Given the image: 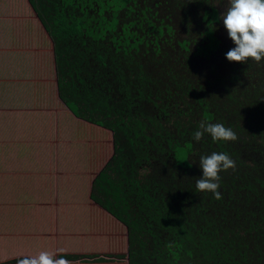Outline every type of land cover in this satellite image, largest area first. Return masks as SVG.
I'll use <instances>...</instances> for the list:
<instances>
[{
	"label": "trees",
	"instance_id": "16d2710c",
	"mask_svg": "<svg viewBox=\"0 0 264 264\" xmlns=\"http://www.w3.org/2000/svg\"><path fill=\"white\" fill-rule=\"evenodd\" d=\"M29 2L52 38L60 99L112 131L89 198L127 226L130 264H264V61L226 59L235 45L214 33L215 0ZM201 121L238 140H193ZM213 152L236 164L219 173L221 199L196 190Z\"/></svg>",
	"mask_w": 264,
	"mask_h": 264
},
{
	"label": "rangeland",
	"instance_id": "374dc122",
	"mask_svg": "<svg viewBox=\"0 0 264 264\" xmlns=\"http://www.w3.org/2000/svg\"><path fill=\"white\" fill-rule=\"evenodd\" d=\"M215 2L220 15L227 0ZM36 16L29 0H0V19L3 18L0 20V87L9 89L11 84L5 86L7 80L12 78L10 81H15L16 85L12 84L7 95L13 100L8 103L16 105L14 126L30 118L33 119L32 127L37 119L49 120L45 133L35 126L31 138L34 142L38 135V141L44 142L47 134L59 149L51 160L53 165L48 167L50 173L38 169V176H34L38 160L34 148L31 159H27V163H32L31 173L27 178L21 172L14 173V188L11 182L2 183L11 178L1 177L3 172L0 169V264H17L18 258L36 255L42 250L56 252L57 257L63 255L66 259L70 255L81 256L74 261L68 259L71 264H130L127 226L89 198L93 179L115 150L112 131L78 117L60 99L55 61L51 55L40 54L42 48H36L48 46L53 50L52 38ZM7 28L13 31L7 32ZM214 33L223 44L232 41L221 19L215 23ZM15 87L20 90L18 93ZM31 88L34 94L29 90ZM22 92L25 93L24 99H21ZM3 95L0 91V99L5 98ZM6 101L2 100L0 109L7 106ZM73 117L79 120L73 123ZM58 120H65V124ZM55 121L56 128L51 126ZM14 126L3 121L2 135L16 134ZM185 152V148L177 151L179 162L185 161ZM54 154L52 149L50 159ZM75 157L82 161L71 160ZM31 160H35L34 164ZM129 161L131 170L133 164L137 169L141 168V165ZM2 166L0 163V168ZM29 181L31 184L24 189L25 182ZM60 249L63 252L58 251Z\"/></svg>",
	"mask_w": 264,
	"mask_h": 264
},
{
	"label": "clouds",
	"instance_id": "9594fccd",
	"mask_svg": "<svg viewBox=\"0 0 264 264\" xmlns=\"http://www.w3.org/2000/svg\"><path fill=\"white\" fill-rule=\"evenodd\" d=\"M218 19L223 21V26L235 45L225 54L228 61L245 63L251 59L257 64L264 61V0H227L225 10L220 13ZM206 133L214 141L238 140L237 134L231 128L219 122L207 121L200 122L192 138L200 141ZM199 167L201 175L196 181V190L211 192L215 199H221V193L218 191L219 173L222 170L235 169V161L227 153L213 152L211 155L200 157ZM58 251L63 252V249ZM17 264H71V262L63 255L57 257L56 252L42 250L36 255L18 258Z\"/></svg>",
	"mask_w": 264,
	"mask_h": 264
},
{
	"label": "crops",
	"instance_id": "0c3cea01",
	"mask_svg": "<svg viewBox=\"0 0 264 264\" xmlns=\"http://www.w3.org/2000/svg\"><path fill=\"white\" fill-rule=\"evenodd\" d=\"M36 18H37V16H36ZM0 20H3V18H1ZM38 22H39V20H38ZM40 25H41V23H40ZM11 31H13V30H11L10 28H7V32H11ZM36 48H38L39 50L42 48L40 50V52L39 51H37V52H39L40 54H43L45 57H47V56L50 57V55L52 56L51 49L49 50L48 46H45V47L37 46ZM10 80H12V78L7 80V83L5 84V86H9V84H11V88H12V84L15 81L12 82ZM14 85H16V84L14 83ZM43 85H45V84H43ZM11 88L6 89L7 90V93H6V90H2V88L0 87V91L4 94L2 97L6 98L7 95L9 94V91L11 90ZM29 90L32 91L33 89L31 88ZM15 91L18 93L20 90H18L15 87ZM32 93L34 94V91H32ZM10 94L14 95L16 93H10ZM20 95H21V99L25 98L24 92H22ZM13 97H15V96H13ZM5 98L0 99V104H2L1 102L3 99H4V101L6 99L8 100L5 102V104L7 106L0 109V129H2L3 121L7 122L9 125H11V127H13L15 124L13 115H14V113H16V111H15L16 105L8 103V102H13V100H10L12 98H10V97L9 98L7 97L6 99ZM69 113H71V112H69ZM76 120L78 121L79 119H77L76 117H73L72 122L76 123ZM32 121H33V119L30 118V119L26 120L25 123L16 124L14 126V129L16 130V134L18 136H20L21 139H18L14 132H11L7 135H5V134L2 135V131H0V161H1L0 163H2V164L8 163L9 164L10 167H9V171H8L7 175L11 178H12V176H14V173H17V172H21L24 176L26 175L25 178H27L30 175L31 169H32V165H31L32 163H27V159L28 158L31 159L30 154H32V152L35 150L34 148H36L35 154L38 155V160H36L37 164L33 170V175L38 176V173H37L38 169H39V172H45V173H47V172L50 173V171H51V168H49L50 169L49 170L48 167H49V165H53L51 163V160L53 158H55L56 151H58L59 146L57 145V143H55L53 141V139L47 138L48 137L47 134L44 135V138H45L44 142L41 140L38 141V138H39L38 135H36L37 137L35 136L36 141L33 142L31 135L33 136L36 127L38 129L42 130V132L44 134L45 128H47V126H49L50 124L47 125L49 123V120L45 121L43 119V121H42V119H37L34 121V125L32 127L31 126ZM56 122L57 121H55L54 124L51 126H54L56 128L57 127ZM58 122L60 124L62 123V125L65 124V120H62V121L58 120ZM30 126L32 127V129ZM12 133H14L15 135H12ZM41 143H45V145L42 146ZM52 149L55 150V154H54V157H52L50 159L49 154L52 151ZM35 154H34V156H35ZM2 158H4V159H2ZM84 158H86V157H84ZM71 160L76 161L77 163L82 161L81 159H77L76 157L74 159L71 158ZM34 161L35 160H31V162H33V164H34ZM77 163L75 164V167H76ZM54 165H55V163H54ZM22 166H26V167L23 168ZM39 166H40V168H39ZM43 181H44V179L41 180V182H43ZM27 184H28V182H25L24 185L26 187L24 189H26L29 186ZM15 187H16V185H15Z\"/></svg>",
	"mask_w": 264,
	"mask_h": 264
}]
</instances>
